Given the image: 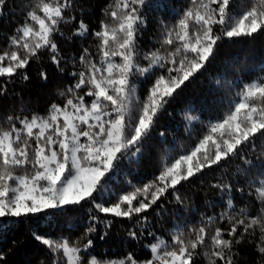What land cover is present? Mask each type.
Returning <instances> with one entry per match:
<instances>
[{
    "label": "snow or ice",
    "instance_id": "obj_1",
    "mask_svg": "<svg viewBox=\"0 0 264 264\" xmlns=\"http://www.w3.org/2000/svg\"><path fill=\"white\" fill-rule=\"evenodd\" d=\"M7 2L0 0V15ZM151 4L152 0H114L102 9L112 23L101 20L99 30L91 31L99 42V59H94L88 48L82 50L79 63L83 69L69 73L75 82L59 93L64 103H52L43 116L8 115L7 126H0V218L73 211L91 204L106 216L135 220L141 231L130 230L131 239L146 234L155 240L147 246L150 257L145 260L129 253L124 259L100 261L94 255H84L92 247V239H87L82 249L68 239L33 233V239L52 254L51 264H196L199 256L206 264H236L239 252L235 245L245 237L255 242L257 252L264 257V160L256 165L245 152L246 148L257 147L258 134L264 149V77L248 82L242 78L214 80L212 86L217 91L224 83H229V91L233 85L238 89L223 116L204 124L196 143L176 157L171 156L173 140L152 180L130 185V191L120 194L108 187L123 160L142 158L146 150L159 151L169 143L164 132L158 134V144L152 142L160 116L216 59L221 40L251 38L264 32V0H250L240 11L235 0H191L190 6L177 14L174 25L160 22V47L142 52L139 41L148 24L143 10ZM73 5L74 0H36L0 53V78L11 81L19 75L27 81V67L44 50L50 53L52 64L63 71L62 62L66 60L56 37L64 35L60 31L62 23L75 20V16L65 15ZM157 5L165 9L166 0H157ZM89 32L81 19L73 35L85 37ZM260 71L264 72V67ZM39 75L45 81L48 78L46 72ZM137 77L144 78L142 83L151 80L143 96L138 94ZM6 91L5 83L0 86V95ZM184 119L191 124L200 118L185 112ZM185 130L191 136L193 129ZM237 159L248 166L243 171L255 181H249L248 193L260 205L255 215L247 206L237 211L229 195L225 205L231 211L207 216L199 225H186L187 231L175 228L169 240L150 230L154 225H150L147 214L155 211L157 216L162 215L168 196L178 204L184 203L179 187L206 170L223 168ZM257 166L261 169L259 176L252 172ZM212 187L225 194L234 189L244 192L223 179ZM112 195L115 202L105 200ZM90 219L104 223L106 228L112 226L111 220L99 221L95 215ZM218 220L227 221L230 228L215 226ZM96 231V224H90L85 236ZM0 264H7L2 251Z\"/></svg>",
    "mask_w": 264,
    "mask_h": 264
},
{
    "label": "trees",
    "instance_id": "obj_2",
    "mask_svg": "<svg viewBox=\"0 0 264 264\" xmlns=\"http://www.w3.org/2000/svg\"><path fill=\"white\" fill-rule=\"evenodd\" d=\"M35 2L36 0H8L3 14L0 15V53L6 50L8 37L24 23L27 11ZM249 2L250 0H235L236 10H242ZM110 3H114V0H74L73 7L67 10L65 15L75 16V20L62 23L60 31L64 35L56 37L60 53L66 60L62 62L63 71L52 64L50 53L44 50L37 58L32 59L27 67L26 72L29 77L27 81L21 80L19 75L11 81L0 78V86L7 84L6 93L0 95V126H7L5 118L8 115L31 116L33 113H38L43 116L47 114V109L52 103L61 105L64 103L65 98L59 93L75 82L69 73L83 69L79 63L82 50L88 48L92 57L99 59L97 50L99 42L91 35V31L99 30L101 20L112 23L111 18L106 17L102 12V9ZM190 3L191 0H166L167 7L159 9L157 0H152V4L143 10L148 18V24L140 37L141 51L159 48V41L162 38L160 22L163 20L169 26L174 25L178 18L177 14L189 7ZM171 9L174 11H170ZM81 19L88 25L90 32L85 37H76L73 33ZM216 31H219V26L216 27ZM70 57L74 59H69ZM141 63L146 62L141 60ZM261 67H264V32L255 34L251 38L221 40L216 59L207 66L202 75H198L183 89L167 106V111L160 116L158 126L152 133V142L158 144V134L164 132L169 143L159 151L146 150L142 158L123 160L119 166L120 171L108 182L111 192L120 194L130 191V185H141L152 180L158 175L161 161L165 153L171 149L173 140L175 150L171 151V156L176 157L184 149L191 148L196 143L203 134L204 124L223 116L228 101L238 89L233 85L232 90L229 91V83H224L217 91L212 86L214 80L220 78L232 82L242 78L243 82H248L253 78L264 77V72L260 71ZM42 71L47 73L46 81L39 75ZM143 80V77L136 78L138 94L141 96L151 83V80L142 83ZM185 112L200 119L189 124L184 119ZM186 128L193 129L191 136ZM255 143L257 145L255 149L246 148L245 152L248 158L258 165L260 160H264V149L261 148L259 134ZM247 167L242 160L237 159L223 168L206 170L203 175L184 183L179 187L183 204H178L170 195L165 201L166 211L162 215L157 216L155 211L147 214L150 225H154L150 230L156 236L169 240L175 228H185L187 231L186 225H199L207 216H219L226 210L231 211L226 209L225 205L229 195L232 196L237 211L247 206L249 213L255 215L260 205L254 196L248 195L249 181L252 180L253 183L255 181L243 171ZM252 172L259 176L261 169L257 166ZM222 179L233 184L235 188L244 189V192L234 189L231 194H225L212 187ZM105 200L115 202V195L106 196ZM89 209H92L91 213ZM91 215L97 216L99 221L111 220L112 226L106 228L104 223L92 221ZM93 223L96 224L97 231L86 237V230ZM215 226L225 230L230 228L227 221L218 220ZM130 230L140 232L141 228L135 220L106 216L96 212L91 204H85L73 211L64 209L20 219L0 218V251L4 253L7 264H51L52 254L45 246L33 239L32 234L37 233L55 240L68 239L82 249L86 240L92 239L93 245L84 255L86 257L94 255L100 261L124 259L129 253L141 261L149 258L150 251L147 246L155 242L153 237L145 234L133 240L128 235ZM211 234L212 231L209 232V237ZM101 236H104V239H100ZM252 239L255 241V238ZM235 250L239 252L236 264H264V257L257 252L255 242H249V237H245L241 244L235 245ZM60 264H64V261H60ZM196 264H206L205 258L197 257Z\"/></svg>",
    "mask_w": 264,
    "mask_h": 264
}]
</instances>
